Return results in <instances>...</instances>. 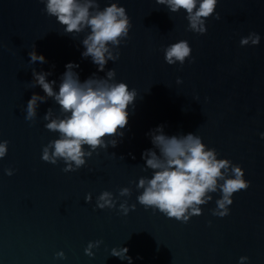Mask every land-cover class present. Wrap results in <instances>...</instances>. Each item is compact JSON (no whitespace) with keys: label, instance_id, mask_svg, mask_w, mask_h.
<instances>
[{"label":"water","instance_id":"95a60500","mask_svg":"<svg viewBox=\"0 0 264 264\" xmlns=\"http://www.w3.org/2000/svg\"><path fill=\"white\" fill-rule=\"evenodd\" d=\"M112 3L126 7L132 27L119 45L110 42L118 58L99 70L82 55L90 27L66 32L45 0H0V141H9L0 158V264H129L127 256L131 264H241V256L249 257L243 264H264V0H219V18H204L203 33L192 29L186 9L173 11L161 0H95L92 11ZM253 32L260 43L242 45ZM178 40H187L192 53L170 64L165 52ZM34 48L44 62L31 60ZM70 61L79 64L81 80L115 69L112 79L127 81L138 95L123 135L106 136V147L85 144V164L71 162L65 171L64 158L53 163L42 155L60 136L47 124L69 113L35 73L48 72L59 91ZM34 94L36 112L28 118ZM161 124L169 135L193 132L218 158L227 157L225 178L233 166L244 167L251 183L233 194L228 214L214 212L223 179L197 205L202 213L187 221L138 200L140 178L155 171L143 155L155 147L149 132ZM105 191L114 207L99 206ZM124 246V258L113 253Z\"/></svg>","mask_w":264,"mask_h":264},{"label":"clouds","instance_id":"9594fccd","mask_svg":"<svg viewBox=\"0 0 264 264\" xmlns=\"http://www.w3.org/2000/svg\"><path fill=\"white\" fill-rule=\"evenodd\" d=\"M46 11L54 15L59 22L65 25L66 32H80L87 27L91 31L83 40L85 51L84 56H91L99 70H104L109 59H117L109 50L111 44L119 45L122 37L128 36L132 27L131 18L126 7L119 3H112L103 10L93 13L92 7L95 0H45ZM166 2L171 10L177 11L181 7L187 10L190 24L193 30L207 32L204 18L213 13L219 18L220 13L216 12L219 0H161ZM259 44L261 35L253 32L241 39V44ZM192 48L187 40H178L170 44L165 52V59L168 63L174 64L177 60L184 62L190 57ZM33 62L46 60L43 53L35 48L30 52ZM79 64L70 61L66 64V71L56 91L55 80L48 79V72H36L35 77L44 91L49 96H54L62 106L65 113H69L63 119H53L47 127L51 130H58L59 138L50 142L43 150L42 158L55 163L58 157L64 158L67 163L65 171L72 170L75 162L77 167L85 164L86 153L84 145L107 146L106 136L116 134L123 135L122 129L129 122L130 108L138 95L137 89L130 87L124 80L116 81L115 69H110L107 78L90 76L81 80L76 68ZM38 94H34L28 101V118L36 112ZM154 148L145 149L144 157L147 165L154 169L150 178L142 177L139 180V187L144 191L138 196V200L153 208H158L170 217H176L187 221L193 214H201V205L211 199L206 194L217 189L220 179V190L223 195L218 200V210L215 214L224 216L230 212L228 207L233 202V194L247 188L251 181L245 176V169L237 164L231 168L232 175L225 178L226 169L231 164L227 158H218L216 150L208 145L193 132L178 136L169 135L164 131V125H158L150 130ZM264 136V133H261ZM113 145L117 143L112 141ZM8 140L0 141V158L8 152ZM156 149H159V153ZM11 175L13 168L6 169ZM129 192L128 188L122 189V194ZM87 199H91L89 193ZM115 206L112 200V193L105 191L99 197V206ZM132 207H135L133 205ZM121 208L125 213L129 208L122 204ZM189 209L191 211L189 212ZM129 252L128 246L123 249H113V253L124 258ZM63 255V253H58ZM129 264L132 257L127 256ZM249 259L248 256H241L240 261Z\"/></svg>","mask_w":264,"mask_h":264}]
</instances>
